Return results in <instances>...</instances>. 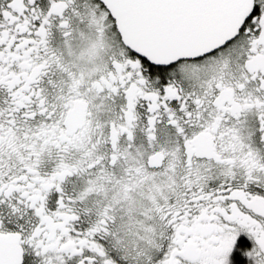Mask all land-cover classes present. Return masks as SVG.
I'll list each match as a JSON object with an SVG mask.
<instances>
[{"label":"snow or ice","instance_id":"1","mask_svg":"<svg viewBox=\"0 0 264 264\" xmlns=\"http://www.w3.org/2000/svg\"><path fill=\"white\" fill-rule=\"evenodd\" d=\"M0 264H264V0H0Z\"/></svg>","mask_w":264,"mask_h":264}]
</instances>
